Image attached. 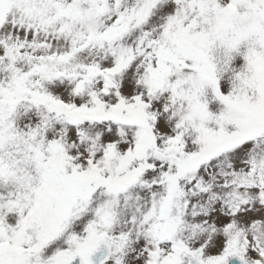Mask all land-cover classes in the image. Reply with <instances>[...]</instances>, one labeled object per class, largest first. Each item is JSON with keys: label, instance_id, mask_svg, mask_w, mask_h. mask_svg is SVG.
Listing matches in <instances>:
<instances>
[{"label": "snow or ice", "instance_id": "1", "mask_svg": "<svg viewBox=\"0 0 264 264\" xmlns=\"http://www.w3.org/2000/svg\"><path fill=\"white\" fill-rule=\"evenodd\" d=\"M0 264H264V0H0Z\"/></svg>", "mask_w": 264, "mask_h": 264}]
</instances>
